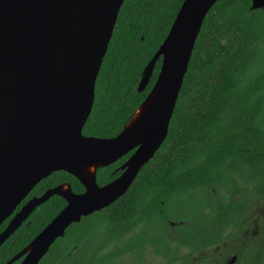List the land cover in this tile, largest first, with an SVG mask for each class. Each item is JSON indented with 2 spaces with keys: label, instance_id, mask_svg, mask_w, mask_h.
Segmentation results:
<instances>
[{
  "label": "trees",
  "instance_id": "16d2710c",
  "mask_svg": "<svg viewBox=\"0 0 264 264\" xmlns=\"http://www.w3.org/2000/svg\"><path fill=\"white\" fill-rule=\"evenodd\" d=\"M183 1L123 0L83 136L113 138L128 124L157 79L161 57L138 91L142 72ZM132 153L98 168L96 184L119 177ZM61 184L84 192L72 175L53 172L21 205ZM65 204L53 195L38 205L0 245V264L25 248ZM251 218L254 235L241 239ZM172 244L207 251L192 264H223L226 254L236 256L235 264H264V9H251L250 0H218L209 9L158 150L121 197L70 224L38 264H185L184 257L172 255ZM148 246L159 257L156 263L144 259Z\"/></svg>",
  "mask_w": 264,
  "mask_h": 264
},
{
  "label": "water",
  "instance_id": "95a60500",
  "mask_svg": "<svg viewBox=\"0 0 264 264\" xmlns=\"http://www.w3.org/2000/svg\"><path fill=\"white\" fill-rule=\"evenodd\" d=\"M218 0H184L138 91L161 57L157 79L115 137H85L94 86L123 0H0V225L53 172L76 178L31 198L0 233V245L51 196L64 208L6 264H38L72 223L107 207L128 189L166 137L203 19ZM264 9V0H250ZM115 180L99 187L96 170L128 152ZM231 259L229 264L234 262Z\"/></svg>",
  "mask_w": 264,
  "mask_h": 264
},
{
  "label": "flooded vegetation",
  "instance_id": "af4514ba",
  "mask_svg": "<svg viewBox=\"0 0 264 264\" xmlns=\"http://www.w3.org/2000/svg\"><path fill=\"white\" fill-rule=\"evenodd\" d=\"M26 198V197H25ZM29 200V199H28ZM27 200V201H28ZM26 201V202H27ZM25 202V203H26ZM24 203V204H25ZM20 205H21V203H20ZM23 205V204H22ZM21 205V206H22ZM21 206H19V209H20V207ZM17 209V208H16ZM18 209V210H19ZM18 210H15L14 212H13V214L12 215H10V217L12 218L13 217V215L18 211ZM9 217V218H10ZM252 217V216H251ZM8 218V219H9ZM10 218V219H11ZM9 219V220H10ZM9 222V221H8ZM249 222H250V224H249V226H247V227H245V228H243L242 229V231H241V233L239 234V236L241 235V239L242 238H244L245 240H248V238L249 237H252L253 235H254V225H255V221H254V219L253 218H251L250 220H249ZM172 226V228L174 227L173 225H171ZM174 235V234H173ZM170 250H171V252H172V255H174V253L177 255V257H178V260H180V258H182V257H184V260L182 261V263H185V264H189V263H196L197 261H199L201 258H203V257H206V255H207V251L205 250V249H203L202 247L201 248H199L198 250H194V251H191L190 250V247H188V246H182V247H180L178 250H176V248H175V246H174V244H172L171 245V248H170ZM145 257H146V261L147 262H149V263H156L158 260H159V257H158V255L157 254H155L154 252H153V250H152V248L150 247V246H148L147 248H146V250H145ZM150 256H151V258H150ZM232 258H235V260H234V262L232 263V264H235L236 263V256L234 255V254H231V256L230 257H228V255L226 254L225 255V257L223 258V264H229L230 262H231V259ZM155 259H157L156 261H154ZM202 260V259H201ZM173 262H175V261H173ZM178 262V261H177ZM202 262H205V260L203 259V261Z\"/></svg>",
  "mask_w": 264,
  "mask_h": 264
},
{
  "label": "rangeland",
  "instance_id": "374dc122",
  "mask_svg": "<svg viewBox=\"0 0 264 264\" xmlns=\"http://www.w3.org/2000/svg\"><path fill=\"white\" fill-rule=\"evenodd\" d=\"M150 258H151V256H150ZM144 259H146V257H145V253H144ZM157 259H155L154 261H156ZM124 261H126V260H124ZM128 262H130V259L127 261V263Z\"/></svg>",
  "mask_w": 264,
  "mask_h": 264
}]
</instances>
